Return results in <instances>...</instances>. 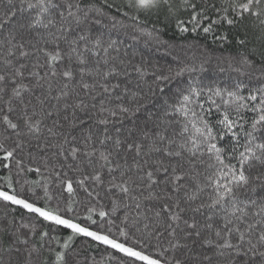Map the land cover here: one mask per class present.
Here are the masks:
<instances>
[{
	"label": "snow or ice",
	"instance_id": "snow-or-ice-1",
	"mask_svg": "<svg viewBox=\"0 0 264 264\" xmlns=\"http://www.w3.org/2000/svg\"><path fill=\"white\" fill-rule=\"evenodd\" d=\"M0 264H264V0H0Z\"/></svg>",
	"mask_w": 264,
	"mask_h": 264
},
{
	"label": "trees",
	"instance_id": "trees-1",
	"mask_svg": "<svg viewBox=\"0 0 264 264\" xmlns=\"http://www.w3.org/2000/svg\"><path fill=\"white\" fill-rule=\"evenodd\" d=\"M173 38H174V34H173V31H171V30H169L167 32L166 36L164 37V39H173ZM188 42L199 43L201 45L206 44L210 49L215 50L217 55H219L222 51V49L220 48V45L218 43L213 42L211 37H208L206 39L203 36L189 37ZM141 48H143V44H141ZM164 51H165L164 49H160L159 52H156L153 50V52L151 54L152 59L154 61H158L160 64H164L166 60L171 59L170 57L164 56ZM224 54L226 55L227 52H225ZM214 69H215V62H213L212 66L210 67L209 72L206 74V76L207 77L213 76L214 75ZM81 243H82V241H80V240L77 241L78 245ZM101 252H102V249L93 248V249H90L88 252H86L85 255L94 256L97 259H99L101 256Z\"/></svg>",
	"mask_w": 264,
	"mask_h": 264
}]
</instances>
